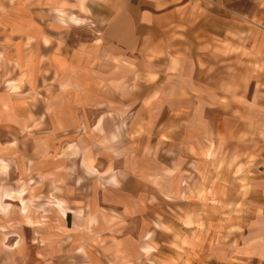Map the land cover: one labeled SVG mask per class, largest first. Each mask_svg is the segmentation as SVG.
<instances>
[{
    "label": "crops",
    "instance_id": "1",
    "mask_svg": "<svg viewBox=\"0 0 264 264\" xmlns=\"http://www.w3.org/2000/svg\"><path fill=\"white\" fill-rule=\"evenodd\" d=\"M68 27L89 37L70 45ZM5 69L25 73L28 105L29 73L54 78L41 116L83 142L45 182L79 202L68 215L83 264H171L157 212L213 200L216 242L174 224L190 264H264V0H0Z\"/></svg>",
    "mask_w": 264,
    "mask_h": 264
},
{
    "label": "rangeland",
    "instance_id": "2",
    "mask_svg": "<svg viewBox=\"0 0 264 264\" xmlns=\"http://www.w3.org/2000/svg\"><path fill=\"white\" fill-rule=\"evenodd\" d=\"M4 1L7 3L9 0ZM244 7L250 9L251 5L245 3ZM67 29L70 45L89 37L86 29L82 27ZM38 46L39 44L33 43L34 49L37 50ZM24 79L25 73L20 71H17L16 75H10L6 69L0 72V264H83L79 253L81 251L75 249V245L87 237L85 234H76L72 240L70 234L75 221L72 215H68V211L79 202H76V199L74 202V195H68L64 188L45 184L50 181H47V175H50L52 170L64 171L63 158L66 155H74L75 149L77 151L83 142L75 140L72 134H53L51 123L41 116V100L45 103L49 96H54L53 93L57 89L55 79L47 81L45 78L42 85L40 75L36 81V77L29 73L28 82L32 89L28 97L32 99V105H28V98L25 100L23 96L26 86L25 89L20 88L21 85H27ZM10 80L14 81L11 90L15 95L11 96V99L8 93L11 91L8 90ZM72 124L70 122L68 126L71 127ZM70 130L74 134L83 131L76 126ZM69 188L85 193L88 190L85 186ZM7 190L11 191V196ZM174 207L180 210L179 214L165 205L162 206V215L157 212L156 220H163L165 223L160 226L164 234H156L155 241L164 245L168 243L167 245L176 250L178 259L172 260L171 264H190L186 255L189 251L183 248V233L176 231L175 222L196 227L208 226L209 243L212 244L219 237L216 227L222 226L226 219L216 217L215 200L203 205L199 201H192L185 207L182 204ZM183 209L189 213L185 219L182 216ZM202 209L208 214L207 218L190 216L193 211L200 215ZM164 213L166 219H163ZM150 221L151 218L146 217L143 224L136 221V224L130 225V230L134 231L137 239L143 240L142 234L144 230H149ZM151 223L153 226V221ZM149 248V245L145 247ZM130 256H137L135 246L131 247ZM130 264L138 263L133 261Z\"/></svg>",
    "mask_w": 264,
    "mask_h": 264
}]
</instances>
